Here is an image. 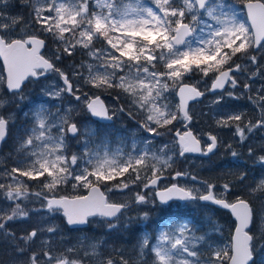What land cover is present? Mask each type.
<instances>
[{"label":"snow or ice","instance_id":"6c2138e0","mask_svg":"<svg viewBox=\"0 0 264 264\" xmlns=\"http://www.w3.org/2000/svg\"><path fill=\"white\" fill-rule=\"evenodd\" d=\"M0 69V145L48 98L0 158V264H264V0H0ZM209 205L203 232L179 211Z\"/></svg>","mask_w":264,"mask_h":264},{"label":"rangeland","instance_id":"374dc122","mask_svg":"<svg viewBox=\"0 0 264 264\" xmlns=\"http://www.w3.org/2000/svg\"><path fill=\"white\" fill-rule=\"evenodd\" d=\"M76 59L78 61L80 59V57L78 56V57H76ZM52 79L54 80L55 78L53 77ZM24 95H25V99L23 101H21L19 103V105L11 104L10 106H8L4 110V114L10 116L11 120H13L15 122L14 126L12 127V131H13V129L15 130L14 135H12L11 143L8 146L10 148V151L11 150L13 151L14 144H15L14 137H15L17 131L19 130L20 126L25 123L24 113L29 112L34 106H36L40 102H44L48 99L47 97H45L41 94L40 86L35 85V84H30L25 89ZM106 102H110V101L106 100ZM200 107H202V106H198L197 110H199ZM205 111H206V109H205ZM205 120H207V122L209 124L211 123V120L208 118H202L201 119L200 127L206 129L207 124L205 123ZM118 124H120L122 127L121 131L118 129L120 132L130 131L136 127L134 121L128 120L126 118L122 121H117L115 123V125H113V127L116 129ZM113 138L115 139V134H113ZM227 138L228 137L225 136V139H227ZM253 144L255 145L256 141H253ZM223 151H224L223 148H221V150H220L221 154L223 153ZM243 151L246 153V148L243 149ZM3 157H5V155L3 153V146L0 145V158H3ZM8 163L11 164V161H9ZM247 163H248V166L251 168L252 167V161L248 160ZM228 164H229V157L228 156L218 155L216 157H213V162L211 164H207L202 168L200 166L199 162L197 161L195 164L191 165L190 170L194 174H198L199 176H201L203 178H215L217 175L221 174L222 169H224V170L227 169ZM258 172H259L258 167L253 168L251 175L256 176L258 174ZM214 210L215 209L212 207H207L206 209L201 208V207H189L187 209L181 208L179 211H181L185 215L191 217L193 222L195 224H198L197 227L199 229H202L203 231H205V230H209L211 228V225L209 224V222L207 220L208 216H211L214 220H216L215 217L218 218L216 221H218L220 224H224V222L226 220H228V215L226 214V212H224V211L215 212ZM177 211L178 210L175 207H173L172 209L167 210V211L163 210L159 207L154 209L152 212L151 220L147 224H143V223L136 224V223H134L132 235L125 233L124 239H125V241H127V246L129 248H131V246L136 243L137 237L144 235L145 232L151 234L154 237L156 234L157 226L158 225L162 226V222H164V223L167 222L165 218L170 213H176ZM37 219L38 218L34 216L30 223L32 225H35L37 222ZM9 227L12 228L17 233L22 231V228H23V226L20 223H15V224L10 223ZM88 232L90 235L93 234L94 232L98 234L97 229H89ZM77 235H80V234L68 233V236L70 238H73L72 242H74V237ZM224 235L226 238L227 232H225ZM0 247H1L0 252H2L4 249V245L0 244Z\"/></svg>","mask_w":264,"mask_h":264},{"label":"trees","instance_id":"16d2710c","mask_svg":"<svg viewBox=\"0 0 264 264\" xmlns=\"http://www.w3.org/2000/svg\"><path fill=\"white\" fill-rule=\"evenodd\" d=\"M2 69H0L1 71ZM12 135H14V129L12 131ZM11 143V137L7 140V142L5 143L6 145L3 147V153L5 156H7L8 153H10V148L8 147ZM208 207H211V206H208ZM216 210V209H215Z\"/></svg>","mask_w":264,"mask_h":264},{"label":"flooded vegetation","instance_id":"af4514ba","mask_svg":"<svg viewBox=\"0 0 264 264\" xmlns=\"http://www.w3.org/2000/svg\"><path fill=\"white\" fill-rule=\"evenodd\" d=\"M122 129V128H121ZM2 146L4 147L5 146V143L4 144H2ZM195 159V158H194ZM217 211H219V210H216L215 212H217ZM221 211H224V210H221ZM216 218V217H215ZM203 230L201 229V232H202Z\"/></svg>","mask_w":264,"mask_h":264},{"label":"bare ground","instance_id":"6f19581e","mask_svg":"<svg viewBox=\"0 0 264 264\" xmlns=\"http://www.w3.org/2000/svg\"><path fill=\"white\" fill-rule=\"evenodd\" d=\"M15 131V130H14ZM6 145V144H5ZM12 151V150H11ZM214 211H216V210H214ZM197 226H198V224H196ZM200 231H201V229H200ZM1 248V247H0Z\"/></svg>","mask_w":264,"mask_h":264}]
</instances>
